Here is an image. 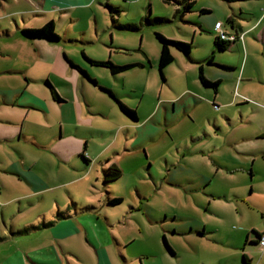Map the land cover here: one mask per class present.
<instances>
[{
  "label": "rangeland",
  "instance_id": "obj_1",
  "mask_svg": "<svg viewBox=\"0 0 264 264\" xmlns=\"http://www.w3.org/2000/svg\"><path fill=\"white\" fill-rule=\"evenodd\" d=\"M52 1L47 0L48 5ZM77 6L48 12L38 0H0V88L18 85V75L9 69L41 67V51L62 57L69 53L87 64L99 82L109 84L102 87L118 95L115 99L90 83L91 99L100 105L116 104L121 119L130 122L119 104L123 102L141 121L136 128H124L121 145L117 144L123 150L118 155L123 176L114 190L122 202L112 208L121 220L118 231L132 239L126 248H144L150 239L169 242L165 229H170L168 238L187 250L185 236L172 231L186 229L195 220L215 231L202 239L197 252L201 258L213 264H240L246 254L251 264H264V250L246 243L248 234L255 236L252 229L264 232V0H196L188 11L177 0H90ZM203 9L210 12L202 13ZM49 20L55 21L61 39L55 46L38 47L23 40L24 22L40 27ZM217 21L237 35L226 50L215 48L218 32L212 23ZM1 26L12 32L10 36L3 35ZM157 32L192 44L189 56L172 48L175 60L164 69L165 81ZM211 55L214 64L208 62ZM88 56L114 64L141 61L146 67L113 74L110 67L88 62ZM201 72L212 81L221 79L218 91L202 83ZM17 107L0 104V117L24 119L26 127L30 121H48ZM152 110L150 121L145 120ZM19 146L41 168L54 169L57 179L72 178L49 151L28 142L0 140V150L10 162L20 160ZM87 195L99 203V194ZM148 215L168 218L152 223Z\"/></svg>",
  "mask_w": 264,
  "mask_h": 264
},
{
  "label": "crops",
  "instance_id": "obj_2",
  "mask_svg": "<svg viewBox=\"0 0 264 264\" xmlns=\"http://www.w3.org/2000/svg\"><path fill=\"white\" fill-rule=\"evenodd\" d=\"M38 1L41 8L48 12L74 10L79 7L78 4L90 2L54 0L48 5L47 0ZM106 1L107 4L110 2ZM124 2L135 4L136 0ZM218 22L212 23L215 31ZM231 25L236 28L233 21ZM34 26L31 22H24L23 25ZM2 30L3 35L10 36L12 33L9 29ZM22 38L38 47L55 46V42L47 39ZM39 54L41 67L34 68L33 65L31 68L9 69V72L18 75L14 79L18 85L0 88V104L17 105L28 115L34 111L44 115L48 121H30L26 127L24 119L0 117V140L17 142V145L28 142L33 147L49 151L63 163V171L70 170L72 178L57 179L54 169L41 168L37 160L28 157L24 147L19 146L17 150L20 160L11 162L7 153L0 150V264H152L151 259H157L160 264H213L211 259L201 258L197 252L202 239L215 231L195 220L186 229L172 231V234L185 236L183 246L187 250L178 249L168 238L170 229H165L169 242L164 240L161 244L150 239L144 248L135 251L126 248L132 239L124 237L121 229L118 231L121 220L109 204L110 198L120 196L114 187L123 173L119 179L106 184L105 170L113 164L119 167V156L123 150L117 144L122 142L121 131L138 127L141 122L139 115L137 120L130 117V122L123 121L116 104L100 105L92 100L90 83L100 85L102 92L110 91V95L111 92L114 96L118 95L111 87V90L103 88L109 87V84L99 82L87 64L79 62L74 56L64 53L62 57L45 51ZM85 58L87 61L98 59L93 56ZM135 63L146 67L141 61ZM47 79L61 100L55 99ZM215 79L213 81L220 84L221 79ZM153 113V110L147 112L145 120L150 121ZM101 117H104L103 121ZM39 169L45 171L44 175L38 172ZM92 187L97 190L94 192ZM90 192L94 196L100 195L99 203L87 195ZM148 217L152 223L168 218ZM34 224L40 227L27 233L21 232ZM250 233L255 236L249 237L248 234L246 243L259 245L258 234L264 232L252 229ZM246 250L243 247V251ZM251 263L252 259L245 254L240 264Z\"/></svg>",
  "mask_w": 264,
  "mask_h": 264
},
{
  "label": "trees",
  "instance_id": "obj_3",
  "mask_svg": "<svg viewBox=\"0 0 264 264\" xmlns=\"http://www.w3.org/2000/svg\"><path fill=\"white\" fill-rule=\"evenodd\" d=\"M177 1L180 4L184 5L183 11H188L196 3V0H177ZM206 12H208V10H206V9L202 10V13H206ZM22 33L25 37H27L29 39H47L51 42H57L60 40V36L55 29V21L54 20H49L40 27H25L22 29ZM156 36L161 43L160 57H159V68H160L161 76H162L163 80L165 81L166 77L164 74V69L167 66H169L175 60V56H174V53L172 51V48H176L177 50H179V51H181V52H183L189 56L191 53V50H192V44L187 42V41H181V40H177V39L168 38L160 32H157ZM232 42H234V41L222 40L219 36L216 37V39H215V45L217 46V48L219 50L228 49L231 46ZM213 60H214V56L211 55L208 58V62L214 63ZM90 61L94 64L110 67L111 72L113 74H117V73H120L122 71H126V70H128L134 66L141 65L140 63L114 64L110 60L102 62V61H96L94 59H90ZM200 77H201L202 83L205 86H208V87L213 86V87L217 88L219 85V81L209 80L208 78H206L204 76L203 72H201ZM46 83L52 89V94L55 97V99L61 100V97L59 96L58 92L55 90V88L52 86V84L49 82L48 79L46 80ZM111 95L115 98V96L112 94V92H111ZM119 104L121 106V109L129 117H131L135 120L138 119V114H137V111L135 109L131 108L130 106H128L127 104H125L123 102H119ZM122 173L123 172H122L120 167H118L115 164L111 165L110 167H108L105 170V183L108 184L112 181L119 179L122 176ZM121 202H122V198H120V197H114V198L109 199L110 205H116V204H119ZM39 227H40L39 225L34 224V225H31L29 227L24 228L21 232L27 233L30 230L37 229ZM258 235H259V239H260L262 234H258ZM258 243H259V240H258Z\"/></svg>",
  "mask_w": 264,
  "mask_h": 264
},
{
  "label": "built area",
  "instance_id": "obj_4",
  "mask_svg": "<svg viewBox=\"0 0 264 264\" xmlns=\"http://www.w3.org/2000/svg\"><path fill=\"white\" fill-rule=\"evenodd\" d=\"M216 31L218 32V36L225 41H235L236 36H233L231 34H228L223 28H222V22H218L215 26ZM259 246L262 250H264V233L261 235L259 239Z\"/></svg>",
  "mask_w": 264,
  "mask_h": 264
}]
</instances>
